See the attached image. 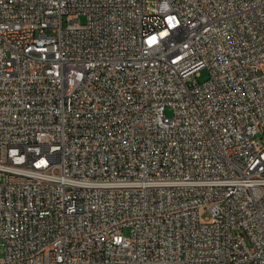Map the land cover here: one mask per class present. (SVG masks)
<instances>
[{"label":"built area","instance_id":"obj_1","mask_svg":"<svg viewBox=\"0 0 264 264\" xmlns=\"http://www.w3.org/2000/svg\"><path fill=\"white\" fill-rule=\"evenodd\" d=\"M0 264H264V0H0Z\"/></svg>","mask_w":264,"mask_h":264},{"label":"rangeland","instance_id":"obj_2","mask_svg":"<svg viewBox=\"0 0 264 264\" xmlns=\"http://www.w3.org/2000/svg\"><path fill=\"white\" fill-rule=\"evenodd\" d=\"M207 77H208L207 71L203 70V71H202V77L200 78V81H201V82H204V81L207 79ZM166 114H167V115H171V114H172L171 110L168 109V110L166 111ZM203 218H204L205 220H209V219H210V213H209V212H205V213L203 214Z\"/></svg>","mask_w":264,"mask_h":264}]
</instances>
